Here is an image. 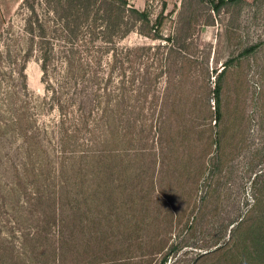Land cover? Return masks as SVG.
<instances>
[{"label":"rangeland","instance_id":"374dc122","mask_svg":"<svg viewBox=\"0 0 264 264\" xmlns=\"http://www.w3.org/2000/svg\"><path fill=\"white\" fill-rule=\"evenodd\" d=\"M264 0H0V264H264Z\"/></svg>","mask_w":264,"mask_h":264},{"label":"trees","instance_id":"16d2710c","mask_svg":"<svg viewBox=\"0 0 264 264\" xmlns=\"http://www.w3.org/2000/svg\"><path fill=\"white\" fill-rule=\"evenodd\" d=\"M119 1H121V0H119ZM222 2V0H220V3ZM262 248H264V246H262ZM165 262H166V257L164 258V260H162V264H165Z\"/></svg>","mask_w":264,"mask_h":264}]
</instances>
